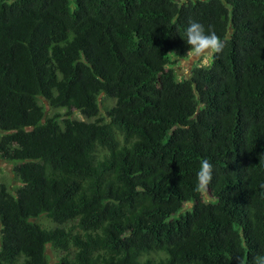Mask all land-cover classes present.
<instances>
[{
	"label": "trees",
	"instance_id": "16d2710c",
	"mask_svg": "<svg viewBox=\"0 0 264 264\" xmlns=\"http://www.w3.org/2000/svg\"><path fill=\"white\" fill-rule=\"evenodd\" d=\"M0 160V264H255L264 0H0Z\"/></svg>",
	"mask_w": 264,
	"mask_h": 264
},
{
	"label": "clouds",
	"instance_id": "9594fccd",
	"mask_svg": "<svg viewBox=\"0 0 264 264\" xmlns=\"http://www.w3.org/2000/svg\"><path fill=\"white\" fill-rule=\"evenodd\" d=\"M186 44L199 55L205 51L219 53L224 48V41L211 28H205L198 21H191L186 29ZM213 165L208 159H202L196 173L197 182L207 184L212 179ZM255 264H264V254L255 258Z\"/></svg>",
	"mask_w": 264,
	"mask_h": 264
},
{
	"label": "rangeland",
	"instance_id": "374dc122",
	"mask_svg": "<svg viewBox=\"0 0 264 264\" xmlns=\"http://www.w3.org/2000/svg\"><path fill=\"white\" fill-rule=\"evenodd\" d=\"M214 51H205L200 53L199 55L193 53L190 54L188 59L183 60L175 64L172 68L177 73L179 78L188 77L190 74V70L194 66H200V65H208L211 63V57ZM103 106H111L113 105V101L109 100L105 97H100V101ZM75 118L83 119L79 114H74ZM13 167L14 165L5 161L0 160V183H6V185L9 186V188L12 190L14 186L17 185V182L15 181V174L13 173ZM192 204H188L186 207L191 208ZM40 222L48 227H53V225L46 219L42 218L40 219Z\"/></svg>",
	"mask_w": 264,
	"mask_h": 264
}]
</instances>
